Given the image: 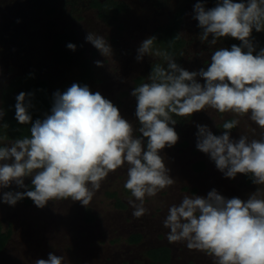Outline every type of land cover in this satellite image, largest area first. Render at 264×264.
<instances>
[{
  "label": "clouds",
  "instance_id": "1",
  "mask_svg": "<svg viewBox=\"0 0 264 264\" xmlns=\"http://www.w3.org/2000/svg\"><path fill=\"white\" fill-rule=\"evenodd\" d=\"M194 13L202 42L216 45L221 38L231 37L241 44H233L230 50L216 49L206 70L198 72L184 69L174 57L157 51L167 66L153 65L147 82L131 93L136 99L138 127L87 85L73 83L62 93L56 91L50 114L34 122L32 94L19 93L15 120L30 125V136L0 144V189L15 184L25 191L2 192L0 201L14 206L29 198L43 208L49 201L70 198L87 207L109 173L126 165L124 188L134 198L129 200L133 216L140 218L148 212L145 198L175 183L160 154L179 140L174 117H191L211 108L247 116L264 129V48L257 52L252 42L253 29L264 31V0H218L210 9L198 2ZM86 41L101 55H111L103 36L89 32ZM155 41V37L142 41L137 61L152 54ZM67 47L76 50L72 43ZM96 64L103 66L101 61ZM4 115L0 107V126L7 128ZM238 124V119L225 121L220 135L207 125H196V148L209 155L226 178L245 174L252 183L264 186V134L259 139L247 135L233 139L231 130ZM25 178H31V187ZM262 193L264 187H258L247 200L226 198L216 189L206 197L185 195L169 207L163 221L169 229L167 239L209 254L213 264H264ZM33 264H65V258L49 253L47 259H36Z\"/></svg>",
  "mask_w": 264,
  "mask_h": 264
},
{
  "label": "rangeland",
  "instance_id": "2",
  "mask_svg": "<svg viewBox=\"0 0 264 264\" xmlns=\"http://www.w3.org/2000/svg\"><path fill=\"white\" fill-rule=\"evenodd\" d=\"M91 1L0 0V107L11 81L37 70L52 94L66 91L73 83L87 85L92 92H100L110 100L125 119L138 127L136 99L131 93L147 82L153 65L166 67L167 62L153 49L151 55L137 61V49L167 23L174 10L185 7L181 34L187 44L174 57L184 69L206 70L216 49L230 50L233 44H241L231 37L221 38L216 45L200 40L202 30L194 19V5L201 2L210 9L218 0H115L127 6L117 18L101 13L91 6ZM89 32L107 40L112 50L109 57L86 41ZM252 42L257 52L264 48V31L253 29ZM69 43L76 45L75 51L67 47ZM96 61L103 66H97ZM198 81L204 83L199 77ZM174 118L179 140L160 154L175 183L145 198V215L136 218L132 214L129 200L134 198L124 188L126 165L109 173L87 207L70 198L49 201L43 208L24 200L14 206L0 201V222L3 230L11 234L0 251V264H33L36 259H47L49 253L63 256L65 264H151L148 251L158 247L171 250L169 262L160 264H213L214 258L209 254L190 250L183 242H169V229L163 226L169 207L185 195L206 197L212 189L229 199L247 200L258 187L264 186L252 183L245 174L226 178L209 155L197 150L196 125H207L220 135L225 121L238 119V126L231 130L233 139L241 135L259 139L264 129L247 116L219 113L211 108L191 117ZM13 141L0 137V144ZM199 162L205 163L204 169L195 168ZM25 184H31V178H25ZM7 191L25 189L15 184L0 189V193ZM133 235H141V240L131 242Z\"/></svg>",
  "mask_w": 264,
  "mask_h": 264
},
{
  "label": "trees",
  "instance_id": "3",
  "mask_svg": "<svg viewBox=\"0 0 264 264\" xmlns=\"http://www.w3.org/2000/svg\"><path fill=\"white\" fill-rule=\"evenodd\" d=\"M91 6L101 13H110L114 18L125 12L127 8L125 2H117L115 0H92ZM184 16L185 7L183 6H179L172 12L167 23L159 27L151 36L156 38L153 50L160 53H168L172 57L180 54L187 44L186 39L181 34ZM160 56L164 59L163 55ZM21 92L32 94L29 99L32 105L30 113L33 117V122L36 119H43L46 114H50L53 105V94L48 82L40 76L39 72L32 70L23 76L14 78L2 95V108L5 111L3 122L9 125L7 128L0 126V137L2 139L15 140L23 136H30V125H20L15 120V98ZM215 134L219 135L218 132ZM195 168L202 170L205 168V163L199 162L195 165ZM248 178L251 180L249 176ZM28 186L31 187V184ZM22 200L27 203H33L29 198ZM10 235V232L3 230L0 222V251L7 245ZM130 240L131 242H139L141 235H133ZM148 256L152 260L151 264L168 263L171 259V250L168 247L151 248L148 251Z\"/></svg>",
  "mask_w": 264,
  "mask_h": 264
}]
</instances>
